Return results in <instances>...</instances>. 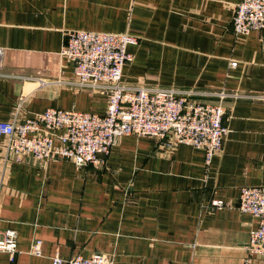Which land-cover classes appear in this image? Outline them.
Returning a JSON list of instances; mask_svg holds the SVG:
<instances>
[{
    "label": "crops",
    "instance_id": "0c3cea01",
    "mask_svg": "<svg viewBox=\"0 0 264 264\" xmlns=\"http://www.w3.org/2000/svg\"><path fill=\"white\" fill-rule=\"evenodd\" d=\"M239 1L0 0V121L47 107L105 111L103 92L67 83V30L136 35L126 83L210 102L229 94L228 133L209 163L202 149L136 135L119 138L94 166L14 161L0 137V234L18 235L14 259L0 250V264L98 252L113 264H264L246 249L257 218L236 207L241 187L264 188V27L233 32ZM35 240L39 256L30 253Z\"/></svg>",
    "mask_w": 264,
    "mask_h": 264
},
{
    "label": "built area",
    "instance_id": "2783aa9c",
    "mask_svg": "<svg viewBox=\"0 0 264 264\" xmlns=\"http://www.w3.org/2000/svg\"><path fill=\"white\" fill-rule=\"evenodd\" d=\"M264 27V0H240L232 17L235 34H248ZM60 55L72 65L76 88L101 91L107 104L103 113L47 107L22 120L0 121L6 158L14 161L31 156L36 160L69 159L77 166L97 165L125 135L149 136L164 140L167 146L186 144L202 149L205 162L221 150L228 133L223 99L214 102L193 98V92L172 87H148L123 81L122 72L132 60L128 46L138 37L129 32L67 30ZM1 55V49H0ZM235 63L231 62V66ZM21 103L17 105L20 107ZM212 200L214 207L224 206ZM241 212L257 218L246 245L250 255L264 258V188L243 186L236 205ZM17 232L12 228L0 234V250L14 259ZM41 240H35L30 253L41 255ZM51 264H113L105 253L75 254L67 259L54 255Z\"/></svg>",
    "mask_w": 264,
    "mask_h": 264
}]
</instances>
